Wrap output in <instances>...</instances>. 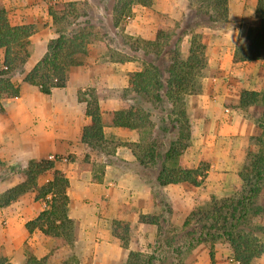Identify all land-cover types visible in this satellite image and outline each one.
<instances>
[{"label":"crops","instance_id":"obj_1","mask_svg":"<svg viewBox=\"0 0 264 264\" xmlns=\"http://www.w3.org/2000/svg\"><path fill=\"white\" fill-rule=\"evenodd\" d=\"M58 1L87 3L97 15V33L105 26L106 33L109 30L114 34L116 0H0L12 24L36 26L31 37L30 57L24 70L12 78L20 87V95L2 100L0 193L25 180V169L31 161L53 162L54 167L38 177V185L52 180L55 170L68 178L69 217L74 227L73 245L65 246L58 255L63 258L68 252H74L80 264H126L131 250L150 252L147 245L157 243L158 226L140 222V215L150 213L156 202L152 189L137 173L109 164L103 152L83 141V129L90 124L91 118L87 114V103L79 100L78 91L95 88L100 98L106 139L112 141V145L122 143L114 147L117 156L135 161L132 147L125 144L137 141L138 131L116 126L110 113L126 106L122 93L128 87L129 73L142 67L135 60L117 61L112 56L114 47L107 36L98 35L89 46L85 63L72 67L65 87L45 94L27 82L29 71L45 55L49 42L59 35L49 12L50 5ZM252 1L256 7L257 0ZM188 5V0H153L150 6L134 1L130 15L124 20V32L153 40L159 28L174 26L188 10ZM229 27L218 31L214 41H207L210 77L214 80L220 75L228 77V88L219 91L216 84L214 88L212 84L205 85L201 93L187 97L193 141L202 149V158L210 162L208 180L215 174H227L225 164L235 160L233 154L241 151L245 141L259 134L256 120L240 116L237 108L224 105L225 99H235L240 104L241 90L262 91L264 88L261 79L264 78V56L255 61H234L237 42L245 36V25L237 21L232 23V30ZM211 31L205 29L206 34ZM185 40L186 56L190 41L189 38ZM3 61L4 50L0 49V66ZM215 88L220 93L216 94ZM220 156L226 161L215 163ZM199 187L188 188L193 194L190 198L182 195L183 200L194 204V194ZM169 188L185 189L187 185L164 187L165 191ZM46 207L45 200L36 198L35 189L7 205H0V255L6 258L5 264H25L26 245L39 258L56 245V240L39 228L30 232L26 227L27 222L38 217ZM115 220L128 221L131 228H136L128 246L114 233Z\"/></svg>","mask_w":264,"mask_h":264},{"label":"trees","instance_id":"obj_2","mask_svg":"<svg viewBox=\"0 0 264 264\" xmlns=\"http://www.w3.org/2000/svg\"><path fill=\"white\" fill-rule=\"evenodd\" d=\"M134 1L150 6L153 0H116L113 31L120 42L113 45L112 56L120 62L138 61L142 68L129 73L128 87L122 93L126 106L111 111L110 117L116 126L138 131L139 139L125 144L132 147L135 161L117 156L114 147L122 143L112 145V141L106 139L100 98L95 88L80 89L78 96L80 101L87 103V114L91 118L90 124L83 129V141L92 149L103 152L109 164L137 173L162 206L161 211L140 215V222L158 226L155 248L152 252L131 250L126 264H160L158 253L163 251V243L167 248L171 247L163 236V220L172 213L164 187L181 183L199 187L209 169L204 161L197 166L185 161L193 140L187 97L203 91V79L209 70L205 29L224 27L229 19V0H188V10L182 18L172 27L159 28L153 40L124 32V20L130 15ZM49 12L59 35L49 42L47 52L25 79L45 94L67 85L72 67L85 63L89 46L98 34L95 30L97 22L94 21L97 15L87 3L58 1L50 5ZM255 18L257 23L249 26L245 36L237 42L236 62L255 61L264 56V0H257ZM35 32L34 24H12L7 8L0 3V49L4 50V61L0 66V111L4 110V98L20 95V87L13 83L12 78L24 70ZM186 38H189L190 47L185 56L182 44ZM240 106L263 108L256 122L262 129L257 139L259 151L251 155L249 164L239 173L243 184L249 187L247 195L214 198L211 208L193 210L183 225L188 226L194 220L198 226L201 224L202 229L200 232L189 231L184 242L172 246L174 260H179L175 264L206 238L214 236L211 231L217 228H223L239 264H251L264 255V228L239 230L249 210L246 199L252 193L257 194L259 183L264 181V89L242 90ZM53 167L49 160L31 161L25 169V180L0 193L2 206L32 189L36 190L37 199L47 203V207L38 217L27 222L26 227L30 232L39 228L54 238L56 245L42 258L26 245L25 264H51L54 259H57L54 264H80L74 252H68L63 258L58 255L60 250L74 242L73 220L69 217L68 178L55 170L52 180L38 185V177ZM130 230L128 221H114V233L125 246L130 241ZM5 263L6 258L0 256V264Z\"/></svg>","mask_w":264,"mask_h":264},{"label":"rangeland","instance_id":"obj_3","mask_svg":"<svg viewBox=\"0 0 264 264\" xmlns=\"http://www.w3.org/2000/svg\"><path fill=\"white\" fill-rule=\"evenodd\" d=\"M242 8L243 13L241 12ZM255 9L256 7H254V1L252 0H229V12H231L232 15L229 13V19L227 22L230 24L226 25L225 23L222 29H216L209 32L207 34V41H214L216 38H218V31L226 30L229 26H231L229 27V29H231L232 23L237 21L244 23L245 35L248 27L257 23V19L255 18ZM94 21L97 22L98 20H96L95 18ZM105 31L106 27L104 26V30H101L99 34H97V37L98 35H101L102 38H104V36H107L106 38L110 41L109 43L114 46L117 45L118 42H120L116 35L111 34L109 30L107 33ZM186 45V40H184L182 44L183 55L186 54ZM210 74L211 73L208 70L203 79V88L205 85L211 84L212 87L214 86V84H216V87H219L220 89L219 91H223V89L228 88V77L220 75L216 80H214L210 77ZM262 77V82H264V78ZM237 79H239V77H237ZM214 91L216 92V94L220 93L216 88L214 89ZM239 91L240 88L237 87V92ZM224 105L234 107L235 109L237 108L240 116L250 118L254 121L256 120V122L259 119V115L262 111L260 110L262 109V107L259 108L257 106L249 108H240L239 102L237 103V100L235 99H225ZM261 132L262 129L259 128V134ZM259 134L250 138L249 141H245V144H243L241 151L233 154V156H235V160L228 161L227 164H225V166L227 165L228 167V170L226 171H228L229 173L227 172V174L224 175H221L220 173L215 174L209 180V174H207V176L203 180V183L199 187V190H197L198 192H195L194 194L196 197V202H194V204H191L190 202L188 204V201L183 200V198L181 197L182 195H184L185 197L188 196L189 198L192 196L193 193L190 189H195V186L191 184L186 183L187 188L185 189L169 188L166 191L169 199V208L171 209L172 213L171 215H168L166 219L163 220V236L164 238L168 239L170 243L169 245H171V247L167 248V245L163 243V251L158 253L159 258L161 259L160 264L177 263L179 260H174L172 246L184 242V238L189 233V231L200 232V230L202 229L201 224L198 226L194 223V220L188 226L183 225L184 220L193 210H197L199 208H211V206L213 205L214 198L221 199L231 196L240 198L244 195H247L246 193L249 187H246L243 184L239 173L245 166L249 164L251 155L259 151L260 145L257 140ZM198 145L196 141L192 140L189 148L187 149L185 161L188 164H192L195 166L199 162L204 161L210 167V162L208 161V159L202 158L203 151ZM225 161L226 159L223 156H220L216 159L215 163L221 164ZM152 196L156 204L154 206L155 208L151 212L154 213L155 210L161 211L162 206L158 203L157 197H154L153 194ZM246 202H248L249 210L247 212V218L241 221L239 230L248 231L260 227L264 228V181H261L259 183V186L257 187V194L252 193L251 196L246 199ZM242 211H244V209ZM135 231L136 228H131L130 236L132 233L134 234ZM223 231V228H217L215 230H212L211 234L214 236H209L208 238H206L207 240L201 242L194 249L187 252L186 256L178 264H195L196 262L197 264H239V261H237L235 258L233 248L230 242L226 239V236L223 234ZM155 246L156 242L149 243V245H147V248L150 252H152ZM51 248L52 247H50L48 251ZM56 261L57 259L52 260L51 264L56 263ZM251 264H264V255L254 259Z\"/></svg>","mask_w":264,"mask_h":264}]
</instances>
